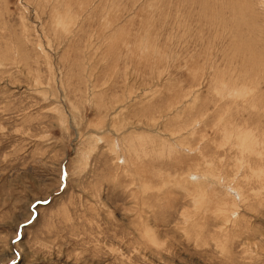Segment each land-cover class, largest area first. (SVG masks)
<instances>
[{
	"label": "rangeland",
	"instance_id": "rangeland-1",
	"mask_svg": "<svg viewBox=\"0 0 264 264\" xmlns=\"http://www.w3.org/2000/svg\"><path fill=\"white\" fill-rule=\"evenodd\" d=\"M13 260L264 264V0H0Z\"/></svg>",
	"mask_w": 264,
	"mask_h": 264
},
{
	"label": "bare ground",
	"instance_id": "bare-ground-1",
	"mask_svg": "<svg viewBox=\"0 0 264 264\" xmlns=\"http://www.w3.org/2000/svg\"><path fill=\"white\" fill-rule=\"evenodd\" d=\"M240 86V85H239ZM243 89L242 90H246V86L244 85L243 87H242ZM230 90V89H229ZM234 90V89H233ZM241 90V88H240V95H246L247 94V91H242ZM237 91V90H236ZM250 91H253V90H250ZM228 93H230V92H228ZM233 93V92H232ZM235 94H236V92H234ZM244 93V94H243ZM239 95V94H238ZM248 95V94H247ZM240 134V133H239ZM242 135V134H241ZM252 135L251 134H249L248 136H244L245 138H243L242 136H240V135H238L237 137H240V144H242V146H245V144H252V143H254V141L252 140V139H248L249 137H251ZM246 139V142H244V140ZM248 139V140H247ZM238 140V139H237ZM246 147H247V149L248 148H250L249 146H247L246 145ZM246 149V150H247ZM244 151V150H243ZM201 186H203V185H201Z\"/></svg>",
	"mask_w": 264,
	"mask_h": 264
},
{
	"label": "snow or ice",
	"instance_id": "snow-or-ice-1",
	"mask_svg": "<svg viewBox=\"0 0 264 264\" xmlns=\"http://www.w3.org/2000/svg\"><path fill=\"white\" fill-rule=\"evenodd\" d=\"M17 239H21V236L20 235H17L16 237ZM12 264H15V261L13 260Z\"/></svg>",
	"mask_w": 264,
	"mask_h": 264
}]
</instances>
